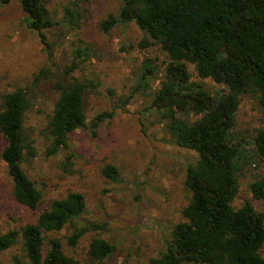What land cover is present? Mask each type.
<instances>
[{
  "label": "trees",
  "instance_id": "obj_1",
  "mask_svg": "<svg viewBox=\"0 0 264 264\" xmlns=\"http://www.w3.org/2000/svg\"><path fill=\"white\" fill-rule=\"evenodd\" d=\"M13 2L24 10L26 26L38 33L48 65L30 83L0 98V134L5 141L1 158L11 178L12 198L36 212L45 202L44 193L25 168L35 154L25 127L33 100L46 91L55 95L47 127L48 156L69 149V137L77 130L89 127L95 132L114 112H101L88 121L89 99L99 92L101 81L77 75L92 57L88 47L75 48L70 61L59 64L55 59L45 32L59 22L50 15L49 0H0V6ZM77 20L76 13L66 8L62 22L74 26ZM132 22L143 32L138 46L159 48L166 61L160 67L150 58L143 60L139 83L124 104L157 79L149 110L159 114L173 144L196 154L184 177L190 197L183 220L173 225L165 250L150 257L149 264H264V212L250 201L233 205L240 178L264 160V121L250 137L235 130L244 96L253 97L264 110V0H122L118 14L104 19L101 29L109 33ZM190 66L198 80L192 79ZM207 80L220 88L212 91ZM189 112L197 118L183 116ZM101 171L106 178L119 179L113 164ZM250 191L255 200L264 202V176L250 183ZM85 211L86 199L79 191L52 198L35 219L0 232V264L1 255L13 249L17 252L9 264H80L68 251L88 232L103 229L84 222ZM115 249L107 239L94 236L87 253L102 263Z\"/></svg>",
  "mask_w": 264,
  "mask_h": 264
},
{
  "label": "rangeland",
  "instance_id": "obj_2",
  "mask_svg": "<svg viewBox=\"0 0 264 264\" xmlns=\"http://www.w3.org/2000/svg\"><path fill=\"white\" fill-rule=\"evenodd\" d=\"M121 5L122 0H49L47 3L51 17L59 22L45 32L54 45L59 64L70 61L75 48L90 49L92 57L77 74L95 76L101 81L99 92L89 99L88 121L101 112L113 111L114 115L104 120L95 132L89 127L77 130L69 137V149L48 156L47 127L55 95L46 91L33 100L25 127L35 154L25 168L44 193L45 202L36 212L12 198L11 178L1 158L5 141L0 134V232L35 219L52 198L67 191H79L86 199L82 220L103 228L88 232L68 251L80 264H149L150 257L165 250L172 227L183 220L182 210L190 197L184 177L196 154L173 144L159 114L149 110L159 81L152 78L148 88L139 90L124 104L139 83L137 76L143 60L150 58L164 67L166 55L157 47L141 49L138 43L143 32L133 22L118 25L109 33L101 29V22L110 14L117 15ZM66 8L76 13V25L62 22ZM25 17L19 2L0 6V98L7 91L30 83L48 65L44 45L38 33L26 26ZM190 69L192 79L198 80L193 66ZM206 84L212 91L220 88L211 80ZM183 116L190 120L197 118L191 112ZM263 121L264 110L253 97L244 96L236 116L237 134L253 136ZM106 164L118 168L117 181L103 175L101 167ZM257 176H264V160L240 178L234 206L250 201L258 211L264 212V202L255 200L250 191V183ZM94 236L103 237L116 247L114 254L102 263L92 261L87 253ZM16 252L13 249L2 254V264H9Z\"/></svg>",
  "mask_w": 264,
  "mask_h": 264
}]
</instances>
